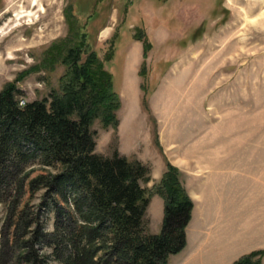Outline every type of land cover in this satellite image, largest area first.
<instances>
[{"label": "rangeland", "instance_id": "1", "mask_svg": "<svg viewBox=\"0 0 264 264\" xmlns=\"http://www.w3.org/2000/svg\"><path fill=\"white\" fill-rule=\"evenodd\" d=\"M65 15L77 20L75 45L87 36L85 53L103 61L112 49L103 67L117 94V124L93 122L94 152L145 165L141 186L151 196L166 165L176 171L192 203L196 264H232L264 250V0H0V89L14 83L25 102L60 90L65 65L39 66L67 37ZM106 25V37V29L98 35ZM145 26L151 49L142 80V52L129 53L135 28L146 35ZM157 197L145 211L154 234Z\"/></svg>", "mask_w": 264, "mask_h": 264}, {"label": "trees", "instance_id": "2", "mask_svg": "<svg viewBox=\"0 0 264 264\" xmlns=\"http://www.w3.org/2000/svg\"><path fill=\"white\" fill-rule=\"evenodd\" d=\"M76 21L65 15L67 37L45 50L39 66L65 65L58 92L20 104L14 83L0 89V264H169L185 246L192 203L167 164L153 187L162 200L161 225L150 234L151 193L141 186L148 168L116 151L94 152L93 122L117 124V94L103 67L112 49L103 61L85 53V33L74 44ZM135 29L131 38L143 57L137 75L144 80L151 44ZM139 89L144 106L142 82ZM263 255L251 252L232 264H259Z\"/></svg>", "mask_w": 264, "mask_h": 264}, {"label": "crops", "instance_id": "3", "mask_svg": "<svg viewBox=\"0 0 264 264\" xmlns=\"http://www.w3.org/2000/svg\"><path fill=\"white\" fill-rule=\"evenodd\" d=\"M100 30H99V34L98 35H100V32L101 31H103L104 29H106V33H105V37H106V35L108 34V31L111 29V27L110 28H108L107 27V25L106 26H102L101 28H99ZM163 29H165L164 27H161V28H157L154 32L156 33V35H158V37L161 39L162 38V36H161V34H163ZM145 32L147 33L146 34V36H147V38H149V31L146 29V26H145ZM101 37V36H100ZM103 37V36H102ZM130 50H131V52L129 53L130 55H131V57H130V59L132 58V53L134 52L135 54H136V52H137V54H140L141 55V52H142V46H141V43L140 42H138V41H135V40H131V44H130ZM128 60L129 61V63H130V65H131V60ZM137 59V58H136ZM134 61V60H133ZM137 61H138V59L136 60V66L138 67L139 66V64H140V61L137 63ZM129 63H127L128 64V68H129ZM137 78V77H136ZM156 197L157 196H151L150 197V199H149V203H148V206H147V214H148V210H149V208L148 207H150V205H151V199H154L155 200V202H156ZM158 198H160L159 196L157 197V201H158V208H157V217H158V225H159V227H160V225H161V220H162V200H160V199H158ZM160 211H161V213H160ZM159 219H160V221H159ZM191 220H192V213H191V216H190V220H189V222H188V224H187V226H186V228H185V246H184V248L178 253V254H175V255H173V256H170L169 257V259H168V263L169 264H196L195 263V261H196V259L195 260H190L189 258H190V256H192L193 255V245L191 244V240H190V235H189V231H188V226H189V224H190V222H191ZM147 231L150 233V234H154V233H152V232H150L151 230H150V227H149V222H148V227H147ZM185 260H187V261H185ZM203 264V263H202Z\"/></svg>", "mask_w": 264, "mask_h": 264}, {"label": "built area", "instance_id": "4", "mask_svg": "<svg viewBox=\"0 0 264 264\" xmlns=\"http://www.w3.org/2000/svg\"><path fill=\"white\" fill-rule=\"evenodd\" d=\"M23 102L22 101H20V104H22Z\"/></svg>", "mask_w": 264, "mask_h": 264}]
</instances>
